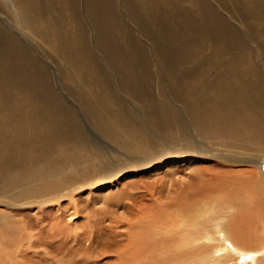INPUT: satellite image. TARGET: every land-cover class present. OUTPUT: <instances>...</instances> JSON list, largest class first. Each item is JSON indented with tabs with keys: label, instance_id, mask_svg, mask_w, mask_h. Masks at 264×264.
<instances>
[{
	"label": "rangeland",
	"instance_id": "1",
	"mask_svg": "<svg viewBox=\"0 0 264 264\" xmlns=\"http://www.w3.org/2000/svg\"><path fill=\"white\" fill-rule=\"evenodd\" d=\"M43 1H45V4H42V0H35L36 6L31 7L28 11L25 10L20 1L12 0L11 3L14 5V9L16 7V11H14L0 0V114L2 113L3 107H11V112H13L10 114L11 116H5L8 120L4 117V125L0 124V166L2 165V167H0V184H8V186H12L13 189L9 193L8 186L4 189H0V194L6 196H0V218L3 219V225H0V264H67L70 258H74L70 264H115L117 262L115 252L118 250V247H122L125 243H127V252H125L127 255L122 253V258L127 262L130 261L131 263L141 264L146 261L148 257L147 254L144 256L139 254L138 257H132L133 250L139 248L137 244L141 241V235L139 237V232L133 223V218L135 215H138L139 211L134 209L135 211L132 210L134 212H128L126 209L112 208V205L110 208V204L116 201L112 196L110 197L111 199L109 198L108 202L105 201L108 208L104 206V200H100L103 199V194L107 195L106 193H113L114 189L117 190L118 178L128 177L134 172H140V169L133 171L131 167L128 168L131 165H125L124 162H122L121 165H124V171L117 172L113 170L112 172L115 175L108 180L107 174L104 173L103 168V156H105L103 153H107L111 148L110 145L106 144V140H104L107 137V132L103 125L100 124V122L104 120L102 116L103 111L109 109L120 115L123 113L127 121L143 126L147 132H150L148 130L152 129L158 135H163L167 144H171V140L175 142V137L179 136L181 142H183L182 146L190 149V143L188 142H194V140L191 135L188 136L189 129L182 123L186 122V124H189L187 121L188 114L186 115L188 106L185 100L180 98L176 93L177 89L173 80L175 78L176 81L177 77L192 79L194 74L190 73L191 71L188 68L189 65L183 62L176 63L173 66L172 64L175 59L190 53L197 55L200 51H202L206 57L217 59L231 57L232 53V56H236V52L239 51L238 48L237 51L236 49H231L232 47L228 49L225 46L228 37H223L221 40L220 37L208 35L209 28H212L209 26L212 18L214 21L213 25L217 24V28H213L216 33H229L233 31L239 33L243 40L240 43L244 44L241 52H239L243 55H247L249 51V54H251L249 56H253L254 59V61L251 60L250 65L254 67L258 66L263 78L264 63L260 57L259 49L264 50V44L259 43L257 45L256 41H254L252 37L250 38L247 33L248 31L242 25V17H240L235 6L229 4L228 0H166L167 2L164 0ZM208 6L210 12H206L207 9L205 7ZM18 11L25 13L27 21H29V15L34 16L36 12L40 13L39 19H45L43 25L49 30V37H51L52 33L54 38L51 41L49 37L44 40L40 36V34L43 33V31H41L43 27H39L38 29L37 27L32 28V32L37 34L36 37L34 34H30L29 22L27 23L25 20L24 23L18 24L19 16L16 13ZM211 14H213V16H211ZM187 17L194 20L195 24L189 25L187 20L185 21ZM73 18L78 19L80 26L78 27L77 25L75 28L71 26L64 29L67 24L71 25L70 20L72 21ZM143 18H145V20L137 24V22L139 23ZM196 22L202 24L201 27L205 29V34L208 36L205 38L207 42L203 43L200 50L199 44L196 43L195 45L194 42V39H196L200 33V27L196 25ZM115 24H117L118 27ZM56 25H60V27ZM115 27H122V29L125 28L126 30H120L121 33H118L114 31ZM128 28L130 29L129 32ZM61 29L62 31H60ZM72 29L78 30L82 44L84 43L83 54L86 58L89 56L91 59V62L89 61L91 64L85 62L86 67L89 64L88 68H93L90 72L88 70H82L83 67L79 69L78 66H80V64L78 65V61H67V59L64 58V54H60L61 50L64 52L66 51V46L75 47V40L78 39V36H75L76 32L72 31ZM109 29L113 32H109ZM125 32L127 34L131 33L130 36L133 38H130ZM115 33L119 34L116 38L114 35ZM111 36H113V40ZM219 41L221 42L219 48L213 46L214 42L219 45ZM230 42L234 44V41ZM82 44L80 45L79 43V47H81ZM130 47L134 48L133 52H131ZM107 48H109L108 51ZM160 48L164 51L162 54L163 60H165L164 63L161 62L162 58L161 55H159L158 50H161ZM162 64H164L166 68H169L166 73ZM171 65L174 68H170ZM74 67L77 68L76 70L79 76L70 73L71 70L75 69ZM176 68L180 69L177 71ZM206 68L208 70V67ZM95 69L100 72H95ZM184 81L185 79L181 83L184 84ZM97 83L100 86L97 85ZM210 86L204 89L196 87L193 93L203 94V92H205L210 95L212 90L211 87H214ZM232 86H234L233 83H226L225 87L229 89ZM73 88H76L77 92H73ZM208 88L210 91L206 90ZM23 95L27 97L25 100L26 102L22 100ZM86 104L98 109L93 117L88 116L85 109ZM156 104L160 107L164 106L162 108L167 117L169 128L171 126V128L173 127L174 129V125L180 122L177 120L176 111H179L181 114V130L180 132L177 130V135L174 134L175 136H172V139L167 135L171 131L165 130L162 132L155 126L156 124H160V122H157L160 120V117L153 115V113H149L157 109ZM29 106H33L32 109L34 110L31 111ZM175 109L176 111H174ZM35 112L40 115L42 114L40 117L43 121ZM171 115L172 117H170ZM153 117L156 120H154ZM29 121L32 125L34 123H40L36 124L34 128L31 124V126L27 125ZM43 122L49 124L46 130L38 129V125ZM15 124L16 126H14ZM17 128H19V130L22 129L23 133H20ZM42 131L44 132L42 133ZM40 132L42 134H39ZM196 133H200V131L197 130ZM148 135L154 148L157 147L161 149V144L165 147L164 143L157 142L154 133ZM200 139L207 141V144L200 146L202 152L208 150L212 154L225 153L231 158L245 156V154H238L242 153L241 151H238L236 154L237 151L230 148V142L236 141V137L230 133H227L226 137L216 140L211 139L209 136H203ZM4 145H7L6 148ZM96 146L97 148L94 149ZM108 148L110 149L108 150ZM162 150L165 152V149ZM110 154L112 156L111 151ZM162 154L160 160L165 158ZM8 155H10V157ZM256 155L257 158L253 156V159L258 161L257 163H261L260 166L255 164L251 165V163L237 165V163L229 164L225 163V161L222 162L224 166L230 165L232 167H238V169L240 167L252 168L251 166H253V168H256L258 174H260V172L264 173V153H257ZM141 156L143 155L141 154ZM112 157L117 158V156ZM155 158L156 157H153V159ZM180 158L187 157L182 155ZM84 159L87 161L90 160L88 166L82 162ZM16 160H19L20 164ZM164 160H166V158ZM184 160L187 161V159ZM157 162L158 160L156 163ZM93 163L95 164L94 167ZM13 164L15 165L14 167ZM26 164L30 167L26 166ZM53 164L57 165L54 166ZM96 164L99 165V168ZM153 164H155V161ZM16 167H19V170ZM23 167L24 169L21 170ZM53 167L59 168V175L61 174L60 179L53 178L50 174L54 169ZM93 168L94 171H92ZM226 168L227 167L224 169ZM15 171L20 175L18 174V176ZM185 171L183 175L187 179V175L191 173L189 169H185ZM145 172L142 170L139 175L142 176V174H146ZM26 175L30 176L27 177ZM89 179L91 180V184ZM92 179H96L95 182ZM256 179L259 180L260 178ZM10 181L12 184H10ZM129 181V178L124 181L127 187H129ZM194 183L196 182L194 181ZM78 186L81 187L79 189H73ZM70 189H73V192ZM218 189V194H211L205 201L200 202L194 198L195 203L192 206L194 214L200 215L202 211H204L209 216L213 212L210 207L211 203L215 207L214 214L218 213L221 215L226 209V205L230 206V211L232 212H236L238 209L246 210L249 213L252 212L251 206L247 200L249 193L246 194V192L243 193L241 191L240 193L238 183L231 181L228 174L222 177V182ZM57 190L62 191H60V193ZM221 190H227L229 195L227 197L220 196ZM53 191L54 193H52ZM56 191L58 193H55ZM263 191L264 188L261 190L259 188L257 191V195H260L261 198ZM95 192L97 193L95 194ZM13 196H15V198ZM97 196L100 197L98 198ZM40 197L41 199H39ZM163 198L161 202L164 203L167 199H171L172 197L170 198L169 196L167 198V196H164ZM42 199H46V201L52 204H42L43 206L41 207L40 201ZM85 200H87V202H85ZM12 201L14 204L13 206L10 204ZM34 201L36 203H34ZM69 201L72 203L75 202V204H69ZM95 201L97 202L95 203ZM204 202L206 204H204ZM260 202L261 204L264 203L262 200H260ZM24 203H26V205ZM192 203L191 201V204ZM87 204L89 205V210ZM48 205L53 206V209L51 210V207ZM70 205L79 206L78 208L80 209L83 207L82 211L84 212L79 213L80 215L77 213L75 217L70 216L69 213H71L72 210L69 209L65 214V219L67 220L65 224H63L64 226L62 225L59 231H57L58 226L56 223L60 222L62 224L63 222L61 219L54 216V218H57L55 221L53 217L49 219L46 216H48L49 213L56 215L60 210L64 211L65 208L67 209ZM101 205L102 207L104 206L103 209ZM14 206L17 207L14 208ZM55 207L57 208L55 209ZM85 207L87 209H85ZM104 208H106L105 211ZM257 208L258 206L256 209ZM37 209L38 211H36ZM110 209L114 210L110 211ZM126 213L129 215H126ZM25 214L30 216L27 222H24L25 219L23 217ZM41 215L42 217H40ZM125 215L127 217H125ZM115 216H117V218ZM229 217L230 214H227L226 218ZM100 218H102V220H99L101 222L99 224L98 219ZM251 218L250 222L253 224L249 228L246 227V235L238 234V237H235L237 241L233 240L236 246L232 244V239L229 241L230 234L228 232L218 229V231L220 230L219 236L215 238L218 242L215 241L211 243L212 245L210 244L209 247L207 246L205 248V251L207 250L205 252L206 254L202 257L196 255L192 260L186 261L184 264H264V221H261V217L257 216L255 221L253 217ZM14 219L17 222L18 228L15 232L9 228ZM241 221H239V223H241ZM116 222L117 224H115ZM117 225L119 227H117ZM115 226L117 228H115ZM40 227H44L43 233L39 229ZM123 227L125 228L123 229ZM69 228L72 230L68 231ZM129 229L132 232H130ZM17 231L19 233H16ZM60 231H63L65 235L63 234V236L60 237V235H62ZM69 232L72 233V235ZM162 232L163 231H161V234H166ZM130 233H132L131 235L133 237L130 236ZM210 233L213 232L210 231ZM70 239L72 242L74 240V242L72 243ZM111 242L115 244H111ZM116 243L118 244L116 245ZM71 250H78L79 252L75 255H71ZM24 251L27 252L28 255V259L26 258V260L23 259ZM245 251L248 252L246 253ZM221 253L226 255L221 257ZM250 254L256 255V259L253 258L252 262L251 259L248 258ZM57 257H61L63 261H58Z\"/></svg>",
	"mask_w": 264,
	"mask_h": 264
},
{
	"label": "bare ground",
	"instance_id": "2",
	"mask_svg": "<svg viewBox=\"0 0 264 264\" xmlns=\"http://www.w3.org/2000/svg\"><path fill=\"white\" fill-rule=\"evenodd\" d=\"M2 1H3V3H6L7 7L16 11L15 10L16 7L14 9V5L11 3L12 0H2ZM18 1H20V3L23 4V7L25 8V10H28V11L31 9V7L36 6L35 0H18ZM164 1H166V0H164ZM44 2L45 1L42 0V4H45ZM166 2H164V3H166ZM228 2H229V4L235 6V9L240 14V17H242L241 18L243 21L242 25L248 31L247 33L250 36V38L252 37V39L254 41H256L257 45L259 43L264 44V0H228ZM205 8L207 9L206 12H210V10L208 9L209 6L205 7ZM131 11H133V10H131ZM134 11H136V10H134ZM16 13L19 16L18 17V19H19L18 24L24 23V21L26 20L25 13L19 12V11ZM17 15H15V16H17ZM39 16H40V13L36 12V14L34 16L29 15V18H28L29 21L26 20V22L27 23L29 22V24H30V30L31 31H29V33L32 35L34 34L32 32L33 27H37V29L39 27H43V30H41V31H43V33H41L40 36L44 40H46L49 37V30L43 25L45 19H43V18L39 19ZM211 16H213V14H211ZM216 17L219 21V18L217 15H216ZM30 19H31V21H30ZM74 19L75 18H73V20H72L73 22L70 20L71 25L67 24L64 29H67V27L69 28L71 26H72V28H75V26L77 27V25L79 27L80 22L78 23L77 18L75 20ZM144 20H145V18L141 19L139 21V23L137 22V24L142 23ZM186 20H187V23H189V25L195 24L194 23L195 21L188 18V17H187V19H185V21ZM199 22H201V21H199ZM201 23L198 24V22H196V25L200 27V33L198 34L197 38L194 39L195 45H196V43H198L200 46L199 50H200V48H202L203 43L207 42L205 38L208 37L205 34V29L201 27L202 26ZM213 23H214V21L212 18V20H210V23H209V26H211L212 28H209L208 35L220 37L221 40L223 37L224 38L228 37V40H226V42H225L226 48L230 49L232 47L231 49H236L237 51L239 49V51L241 52V49H242L244 44L240 43L243 40H242L241 36L239 35V33H236L234 31L229 32V33H226V32H221V33L217 32L216 33V31L213 30V28L214 29L217 28L216 27L217 24L213 25ZM115 25L117 26V24H115ZM56 26L60 27V25H56ZM28 28H29V26H28ZM120 30L124 31L126 29L125 28L122 29V27H120V28L115 27L114 31L121 33ZM60 31H62V29ZM72 31L76 32L75 36H78V39L75 40V47L66 46V51L64 52L63 50H61L60 54H62V55L64 54V58L67 59V61H78V65L80 64V66H78L79 69L83 67L82 70H88L90 72V70L93 68H88L89 64L86 67L85 62H89L91 59L89 58V56L86 58V56H84V54H83L84 43L82 44L80 34H78V30L72 29ZM129 31H130V29L128 30V32ZM109 32L112 33L113 31L111 29H109ZM58 33H61V32H58ZM118 33L114 34L115 38L119 36ZM125 34L129 35V36L131 35V33L127 34L126 32H125ZM34 35L36 37L37 34H34ZM164 35H165V33H164ZM173 35H174V33H173ZM173 35H171V36H173ZM129 36H127V37H129ZM167 36H168V34H167ZM53 38H54V35L51 33V37H49V40L51 41ZM130 38H133V37L130 36ZM111 39L113 40V36H111ZM93 41H94V39H93ZM220 41H219V45H217V43H216L217 41H216V42H214L213 46H215L216 48H219V46H221ZM230 41H234V44H232ZM165 42H166V40H165ZM79 43H80V45L82 44L81 47H79ZM119 44H121V43H119ZM222 46H224V45H222ZM108 49L109 48H107V51H108ZM127 49H129V48H127ZM133 49L134 48L132 47L131 52H133ZM103 51H105V50H103ZM158 51H159V55H161V58H162L161 62L164 63L165 60H163V57H162V54L164 51L162 49L158 50ZM239 51L236 52V54H235L236 56H232L233 55V53H232L231 57H225L224 56L225 58H223V59L206 57L203 54V52L200 51V53L197 55L190 53V54H187L186 56L177 57V59H175V61L172 64L173 66L176 63H180V62L188 64L189 65L188 68L191 71L190 73L194 74V77L192 79L184 78L185 79L184 84L181 83L184 80L183 77H177L176 81H175V78L173 80L175 82L176 89H177L176 93L180 96V98L185 100V102L187 103V106H188V108H187L188 111H186V115L188 114L187 121L189 122V124H186V122L184 123V122H182V120H180L181 114L179 111H176V109L174 111H176L177 120L182 122L184 124V126H186V128L189 129L188 136L191 135L193 140H194V142H191V141L188 142V143H190V147H191L190 149L185 147V146H182L183 142H181L179 136L175 137V142H173L171 140V142H170L171 144H167V141L164 140L163 135H158L152 129H149L148 131H150V132H147L143 128V126L136 125V124H133V123L127 121L124 118L123 113H122V115H120L118 113H114L113 111H111L109 109L104 110L102 113L104 120L101 121L100 124L103 125V127L105 128V131L107 132V137L104 140H106L107 145H110L111 149L108 148V150L110 149L112 156H115V157L117 156V158L112 157L110 154V151H108V150H105V151H108L107 153L106 152L103 153L105 155V156H103V160H104L103 161V163H104L103 168H104V173L107 174L108 180L111 179L112 177H114L115 174L112 172L113 170H115L117 172H123L124 171V165H121L122 162H124L125 165H131L128 168L131 167V169H133V171H136V169H140L139 170L140 172H134L133 174H131L128 177L118 178V181H117L118 185L116 186L117 190L114 189L113 193L112 192L109 194L106 193L107 195L103 194V196H102L103 199H100V200L101 201L104 200L103 203H104V206H106V202H108L109 198L112 196V198L115 199L116 201H114L112 204H110V208L112 205V208L116 207L117 209H126L128 212H130L134 209L139 211L138 215L134 216L133 223H134L135 228L139 232V237L141 235V241H139V244H137V246L139 245V248L137 250H133L132 257H138L139 254L143 255V256L147 254L148 257H147L146 261H144L143 263L140 262L141 264H172V262H173V264H184L186 261L192 260L196 255H199L200 257H202L204 254H206L205 252L207 250L205 251V248L207 246L209 247L210 244L215 242V241L218 242V240L215 239L217 236H219L220 230L218 231V229H221L224 232H228L230 234L229 241L232 239L233 243L232 242L231 243L235 245L234 241H237V239L235 237H238V234L239 235H243V234L246 235V232H247L246 227L249 228L253 224L250 222L252 220L251 217L254 218V221L256 219V216L261 217V221H264V203L261 204V202H260V200H262L264 202V191L262 192V198L260 195H257V191L259 190V188H260V190L262 188H264V173L260 172V174H258V172L256 171V168H253V166H251L252 164L260 166L261 163H257L258 161L254 160L253 156H254V158H257V155H256L257 153H264V86H263L264 78L262 77V73L259 70L258 66L254 67V66L250 65L251 60L254 61V59H253V56H251L252 58L249 56V55H251V54H249V51H248L247 55H243ZM259 54H260V57L262 58V61L264 63V50L259 49ZM81 61H82V63H81ZM162 65L164 66V71L166 73L169 70V68H166V66L164 64H162ZM172 65L170 68H174ZM206 67H208V70ZM74 68L75 69L71 70L70 73H73V74H76L77 76H79V74L77 73V70H76L77 68L76 67H74ZM179 69L180 68H176L177 71ZM95 72H100V71L95 69ZM226 83H229V84L233 83L234 86H232L231 88L228 89L225 87ZM97 85H99V84L97 83ZM210 85L214 86V87H211ZM208 86H210L212 88L211 93L209 92L210 95L205 93V92H203V94L193 93V91L195 90L196 87H200V88L204 89L205 87L207 88ZM73 87H75V86H73ZM209 88L206 90H209ZM73 89H74L73 92H77L76 88H73ZM26 98L27 97H25L24 95L22 96V100H24V102H26L25 101ZM28 101H30V100H28ZM32 107L29 106V109L31 111L34 110V109H32ZM162 107H164V106H162ZM162 107L157 105L156 106L157 109H155L154 112L152 111L149 113H153V115H157L158 117H160V120L157 121V122H160V124H156L155 126H157V128H159V130H161L162 132H164L165 130L171 131L167 135H168V137L170 136V139H172L173 138L172 136L177 135L176 134L177 130H178V132H180L181 124H180V122H178V123H176V125H174V129H173V127L171 128V126L169 128L168 127V120H167V117L164 113V109ZM85 109H86L88 116H92V117L98 111L97 108L92 107V106L87 105V104L85 105ZM183 109H184V107H183ZM43 112H44V110H43ZM12 113L13 112H11V107H8V108L3 107L2 113L0 114V124L4 125V123H5L4 117L7 115H10ZM36 115L38 117L42 116V114L40 115L39 113L38 114L36 113ZM26 116H28V115H26ZM151 117H152V115H151ZM170 117H172V115ZM18 118H19V116H18ZM5 119H6V117H5ZM40 119H41V117H40ZM153 119L156 120L154 117H153ZM171 119H173V118H171ZM6 120H8V119H6ZM14 121H15V119H14ZM149 121H150V116H149ZM38 123H40V122H38ZM38 123H34L32 125L29 121V123L27 125L29 126L31 124L35 128V125ZM47 125H49V124L43 122V123L38 125V129L46 130ZM14 126H16V124ZM153 126H154V124H153ZM138 127H142V128H138ZM19 128H17V129L19 130ZM0 130H1V128H0ZM6 130H9V129H6ZM197 130L200 131V133H196ZM19 131H20V133H23L22 129H20ZM43 132L44 131H42V133ZM75 132H77V131H75ZM152 132L154 133V136L157 138V142L164 143L165 147H163L162 144L160 146V147H162L161 149H158L157 147L154 148L152 146V141L148 135L150 133L153 134ZM42 133L40 132L39 134H42ZM227 133H230L236 137V141L230 142V148L237 151L236 154L238 153V151H241L242 153H238V154H245L244 157L242 156L239 158H236V157L231 158L228 154H225V153L212 154L208 150H204L203 152L201 151L200 146L207 144V141H205L204 139L201 140L200 138H202L203 136H209V137H211V139L216 140V139L226 137ZM47 135H48V133H47ZM36 139H38V138H36ZM50 141H52V140H50ZM28 142H30V141H28ZM20 144H22V143H20ZM111 144H113V145H111ZM6 146L4 145L5 148H6ZM95 148H97V146L94 147V149ZM162 149H165V152ZM162 152H163V154H162ZM49 153H52V152H49ZM99 153H100V151H99ZM141 154L143 156H141ZM161 154L166 158V160H164L165 158L164 159L162 158V160H160L162 157ZM44 155H45V153H44ZM121 155H123V156H121ZM182 155L184 157H187V158H180ZM8 156L10 157V155H8ZM231 156H232V154H231ZM153 157H156V158L153 159ZM184 159H187V161H185ZM7 160H8V157H7ZM100 160H102V159H100ZM157 160H158V162L156 163ZM16 161H18V163H19V160H16ZM154 161H155V164H153ZM222 161H225V163H229V164L237 163V165L242 164V163H251L250 166L252 168L240 167L238 169V167H232L230 165L224 166ZM42 162H43V160H42ZM82 162L86 166H88L90 164V160L87 161L84 159V160H82ZM210 162H212V163H210ZM29 163H28V165H29ZM100 163H102V162H100ZM28 165L26 164V166H28ZM56 165H54V166H56ZM94 165L95 164L93 163V167H94ZM96 165H97V167L99 166L98 164H96ZM14 166L15 165L13 164V167ZM0 167H2V165ZM21 167H22V164H21ZM24 167L21 170H23ZM28 167H30V166H28ZM225 167H227V168L224 169ZM12 168H10V169H12ZM16 168L19 170V167H16ZM53 168L54 169L51 171L50 174L52 175L53 178L60 179L61 174L59 175V168H55V167H53ZM17 169H15V170H17ZM185 169H189V171L191 173V174L187 175V177H188L187 179L183 175L186 172ZM42 170H43V168H42ZM142 170L144 172L146 171L145 172L146 174H144V175L142 174V176H140L139 173H141ZM92 171H94V168ZM19 172H21V171H19ZM15 173H16V171H15ZM16 174H14V175H16ZM226 174H228L229 179L231 181L238 183L239 192L240 191L243 193L246 192V194L249 193L247 196V200H248L249 205L251 206L252 212L249 213L248 211L243 210V209H238V211L232 212V211H230V209H231L230 206H227L225 204L226 209L224 210V212L221 215L218 213L214 214L215 207L211 203L210 207L212 209L211 211H213V212L209 216L204 211H202V214H200V215L194 214V212L192 211V206L195 203L194 198H196L198 201L201 202V201L207 200L211 194H215V195L218 194L219 193L218 188L221 185L222 177ZM231 174H233L234 176ZM36 175H38V174H36ZM26 176L28 177L30 175H26ZM31 177H33V176H31ZM66 177H68V176H66ZM127 178L130 179V181L128 183L129 187H127L125 182H124ZM256 178H260V179L257 180ZM20 179H21V177H20ZM101 179L103 180L102 177H101ZM85 180H86V178H85ZM95 180H93V181L95 182ZM194 181L196 183H194ZM261 181H262V183H261ZM94 182H92V183H94ZM1 183H3V182H1ZM4 183H6V182H4ZM10 184H12V182ZM90 184H91V180H90ZM7 186H8V184H6V185L0 184V189H4ZM51 186H50V188H51ZM81 186H78L77 188H73V189H79ZM73 189H70V190L73 192ZM11 190H13L12 186L9 185L8 186V193ZM62 190H59V191L57 190V191L60 192ZM57 191L55 193H58ZM52 193H54V191ZM96 193L97 192H95V194ZM246 194H243V195H246ZM228 195H229V192H227V190H221L220 196H222V197L226 196L227 197ZM0 196H5V195L0 194ZM21 196H22V193H21ZM55 196H56V194H55ZM164 196H167V198L170 196V198L171 197L172 198L167 199V201L163 203L161 201H162V199H164L163 198ZM13 197L15 198V196H13ZM56 197L58 198V196H56ZM39 199H41V197ZM51 199L55 200L54 198H51ZM42 200L40 201L41 207L43 206L42 204H46V203L52 204L51 202L46 201V199L45 200L42 199ZM87 200H85V202H87ZM97 200H99V199H97ZM35 201H34V203H36ZM191 201L193 202L192 204H191ZM8 202H9V200H8ZM15 202H16V200H15ZM75 202H73V203L75 204ZM96 202L97 201H95V203ZM71 203L72 202L69 201V204H71ZM73 203H72V205H73ZM10 204L13 206L14 205L13 201ZM24 204L26 205V203H24ZM204 204H206V203L204 202ZM82 205H83V203H82ZM57 206H59V205H57ZM87 206H88V210H89V205L87 204ZM257 206H258V208L256 209ZM16 207L14 206V208H16ZM49 207H51V210L53 209L52 208L53 206H49ZM78 207H76L75 205L74 206L70 205V207H67V209L65 208L64 211L60 210V212H58L56 215L53 213L52 214L49 213V215L46 217L49 219H52L51 217H53V220H55L57 218H54V216H57L58 218L61 219V221L63 222L62 224L60 222L56 223L58 226L57 231H59V229L62 227L63 224H65V222L67 220V219H65V217H66L65 214L68 212L69 209L72 210V212L69 213L70 216L76 217L77 213L79 214V213L84 212V211H82L83 207H82V209H80ZM103 207L101 205L102 209H103ZM106 207L108 208V205ZM56 208L57 207H55V209ZM63 209H64V207H63ZM85 209H87V208L85 207ZM92 209H94V208H92ZM49 210H50V208H49ZM105 210H106V208H104V211ZM111 210H114V209H110V211ZM36 211H38V209ZM56 211H55V213H56ZM134 211H132V212H134ZM52 212H54V211H52ZM110 214H108V215H110ZM227 214H230L229 218H226ZM126 215H129V214L126 213ZM126 215H125V217H127ZM93 216H95V215H93ZM29 217H30L29 215L25 214L23 217L25 220L24 219H22V220H24V222H27ZM40 217H42V215ZM43 217H44V215H43ZM115 217L117 218V216H115ZM130 218H132V217H130ZM250 218H251V220H250ZM99 220H102V218L98 219V222L100 224L101 222ZM241 220H243V221H241ZM128 221H130V220H128ZM239 221H241V223H239ZM21 222H23V221H21ZM40 222H41V220H40ZM69 222H70V220H69ZM115 224H117V222ZM0 225H3V219L2 218H0ZM224 226H227V227H224ZM117 227H119V226L117 225ZM117 227L115 226V228H117ZM9 228L14 232H15V230H18L17 222L15 221V219ZM43 228L42 227L39 228L41 230V232L43 231ZM72 228H73V226H72ZM124 228L125 227H123V229ZM24 230H25V228H24ZM69 230H72V229L69 228L68 231ZM30 231H32V230H30ZM54 231H55V229H54ZM122 231H124V230H122ZM129 231L132 232L130 229H129ZM161 231H163L162 233H166V234H161ZM210 231L213 233H210ZM16 233H19V232L17 231ZM60 233H62V235H60V237L63 236L64 232L60 231ZM70 234L72 235V233H70ZM131 234L132 233H130V236H132ZM132 237H130V238H132ZM62 241H63V238H62ZM70 241H71V239H70ZM73 242H74V240H73ZM89 242H90V240H89ZM112 243H114V242H111V244ZM28 244H29V242H28ZM31 244H33V243H31ZM43 244H44V242H43ZM117 244L118 243H116V245ZM85 245H87V244H85ZM98 245H100V244H98ZM131 245H132V243H131ZM263 246H264V243H263ZM73 247H74V245H73ZM116 247H118V246H116ZM213 247H214V245H213ZM103 248H105V247H103ZM228 248H229V246H228ZM113 251H115V250H113ZM242 251H243V249H242ZM78 252H79L78 250H71L70 251L71 255H73V254L75 255ZM125 252H127V243L123 244L122 247H118V250H116L115 256L117 257V262L115 264H136V263H131L130 261L127 262L126 260H124L122 258V253L124 254ZM220 255L222 257L223 255H226V254L221 253ZM23 257H24L23 258L24 260H26V258L28 259L27 252L23 253ZM248 258L251 259V262H252L253 258L256 259V255L250 254L248 256ZM57 259H58V261H63L61 259V257H57ZM72 259H74V258H70L69 260L67 259L69 261L67 264H70ZM21 263H22V261H21ZM57 263H59V262H57ZM65 263H66V261H65Z\"/></svg>",
	"mask_w": 264,
	"mask_h": 264
}]
</instances>
